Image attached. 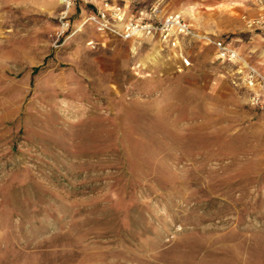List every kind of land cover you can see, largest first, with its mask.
Masks as SVG:
<instances>
[{"label":"rangeland","instance_id":"374dc122","mask_svg":"<svg viewBox=\"0 0 264 264\" xmlns=\"http://www.w3.org/2000/svg\"><path fill=\"white\" fill-rule=\"evenodd\" d=\"M105 1L193 33L99 32ZM217 38L261 66L264 7L0 0V264H264V101Z\"/></svg>","mask_w":264,"mask_h":264},{"label":"built area","instance_id":"2783aa9c","mask_svg":"<svg viewBox=\"0 0 264 264\" xmlns=\"http://www.w3.org/2000/svg\"><path fill=\"white\" fill-rule=\"evenodd\" d=\"M255 1L264 7V0ZM155 12V9H151L133 14L119 5L105 1L95 13L89 15L87 20L99 32H116L124 38L144 36L172 46L179 42L181 37L192 35V26L181 12L170 11L160 17H155ZM210 43L213 45L216 59L237 66L238 73L252 90V103L258 105L264 101V64L254 66L241 55L231 41L225 38L213 39ZM181 61L184 67L191 65L188 57H183Z\"/></svg>","mask_w":264,"mask_h":264},{"label":"bare ground","instance_id":"6f19581e","mask_svg":"<svg viewBox=\"0 0 264 264\" xmlns=\"http://www.w3.org/2000/svg\"><path fill=\"white\" fill-rule=\"evenodd\" d=\"M61 1H64V0H61Z\"/></svg>","mask_w":264,"mask_h":264},{"label":"crops","instance_id":"0c3cea01","mask_svg":"<svg viewBox=\"0 0 264 264\" xmlns=\"http://www.w3.org/2000/svg\"><path fill=\"white\" fill-rule=\"evenodd\" d=\"M255 60V59H254Z\"/></svg>","mask_w":264,"mask_h":264}]
</instances>
